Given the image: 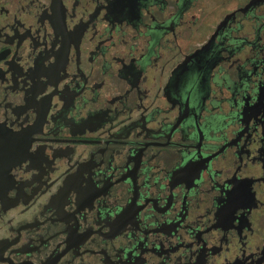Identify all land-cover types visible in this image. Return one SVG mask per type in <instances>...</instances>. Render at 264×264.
Instances as JSON below:
<instances>
[{"label":"flooded vegetation","instance_id":"af4514ba","mask_svg":"<svg viewBox=\"0 0 264 264\" xmlns=\"http://www.w3.org/2000/svg\"><path fill=\"white\" fill-rule=\"evenodd\" d=\"M0 264H264V0H0Z\"/></svg>","mask_w":264,"mask_h":264},{"label":"water","instance_id":"95a60500","mask_svg":"<svg viewBox=\"0 0 264 264\" xmlns=\"http://www.w3.org/2000/svg\"><path fill=\"white\" fill-rule=\"evenodd\" d=\"M5 139L3 138H0V179H1V176H2V159L3 157L7 156V149H8V144L5 143Z\"/></svg>","mask_w":264,"mask_h":264}]
</instances>
